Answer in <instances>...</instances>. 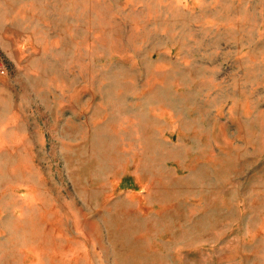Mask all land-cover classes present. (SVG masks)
Wrapping results in <instances>:
<instances>
[{
  "label": "rangeland",
  "instance_id": "374dc122",
  "mask_svg": "<svg viewBox=\"0 0 264 264\" xmlns=\"http://www.w3.org/2000/svg\"><path fill=\"white\" fill-rule=\"evenodd\" d=\"M0 264H264V0H0Z\"/></svg>",
  "mask_w": 264,
  "mask_h": 264
},
{
  "label": "built area",
  "instance_id": "2783aa9c",
  "mask_svg": "<svg viewBox=\"0 0 264 264\" xmlns=\"http://www.w3.org/2000/svg\"><path fill=\"white\" fill-rule=\"evenodd\" d=\"M8 72V67L3 58L0 56V76H7Z\"/></svg>",
  "mask_w": 264,
  "mask_h": 264
}]
</instances>
